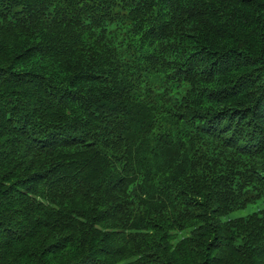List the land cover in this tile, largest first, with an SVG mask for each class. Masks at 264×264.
I'll list each match as a JSON object with an SVG mask.
<instances>
[{"label":"trees","instance_id":"obj_1","mask_svg":"<svg viewBox=\"0 0 264 264\" xmlns=\"http://www.w3.org/2000/svg\"><path fill=\"white\" fill-rule=\"evenodd\" d=\"M264 0H0V264H264Z\"/></svg>","mask_w":264,"mask_h":264},{"label":"rangeland","instance_id":"obj_2","mask_svg":"<svg viewBox=\"0 0 264 264\" xmlns=\"http://www.w3.org/2000/svg\"><path fill=\"white\" fill-rule=\"evenodd\" d=\"M261 209H264V198L257 199L255 202L249 203L243 208L235 209L226 214L222 219L246 216Z\"/></svg>","mask_w":264,"mask_h":264}]
</instances>
